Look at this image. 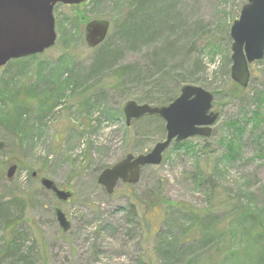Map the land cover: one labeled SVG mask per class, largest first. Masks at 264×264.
I'll list each match as a JSON object with an SVG mask.
<instances>
[{
    "label": "rangeland",
    "instance_id": "1",
    "mask_svg": "<svg viewBox=\"0 0 264 264\" xmlns=\"http://www.w3.org/2000/svg\"><path fill=\"white\" fill-rule=\"evenodd\" d=\"M135 1L88 0L75 10L57 5L53 11L55 46L36 59L9 62L0 69V196L15 193L17 185L28 191L14 229L20 251L16 247V255L10 249L0 257V264H167L159 256L163 237L177 238L191 224H196L193 232L203 233L200 218L187 216L167 203L156 205L155 212L141 205L135 218L129 219L122 184L114 194L107 195L97 183L100 172L125 155L147 154L165 140L160 118L143 117L126 126L124 105L133 101L158 107L162 101L177 98L185 85L200 87L214 96L212 111L218 118L212 132L206 138L181 142L187 145V151L174 149L172 143L159 165L141 169L132 191L142 202L157 196L199 215L208 206L213 188L228 200L249 201L264 212V61L249 66L248 96L244 100L229 97L226 92L233 83L229 31L246 0H148L146 13H135L131 18L127 13ZM60 19L67 22L61 26L63 31ZM80 19L110 22L107 48L116 51L114 67L128 71L121 84L109 88L114 78L105 71L100 74L101 83L93 85L98 76L88 72L97 48L86 46V22L82 24ZM128 22L133 26L146 22L148 31L122 37ZM64 29L73 33L71 42ZM17 81L34 83L44 102L60 99L56 109L41 120L45 126H37L36 119L46 113V107L42 105L33 113L21 141L8 130L13 124V112L8 110L13 111L15 106L9 102L6 89ZM102 84L106 86L101 93ZM82 93L90 101L85 109L79 107ZM254 112L258 116L247 127L241 144L237 143L235 160H223V142L227 143L231 135L228 123L253 117ZM13 163L17 168L8 180L6 173ZM33 172H39L35 178L30 177ZM206 176L212 180L210 184L204 182ZM41 177L53 181L59 189L70 190L72 198L56 203L54 196L41 187ZM5 198L9 200V196ZM56 206L70 222L66 233L60 232L56 222ZM241 224L239 219L233 220L226 230L231 248L221 264H264V240L242 238ZM35 232L40 237H34ZM35 238L38 244L31 257L20 260ZM7 239L0 227V254ZM190 247L191 243H183L180 248H168L165 256H174L173 264H190L187 261L199 251L197 247L188 250Z\"/></svg>",
    "mask_w": 264,
    "mask_h": 264
},
{
    "label": "water",
    "instance_id": "2",
    "mask_svg": "<svg viewBox=\"0 0 264 264\" xmlns=\"http://www.w3.org/2000/svg\"><path fill=\"white\" fill-rule=\"evenodd\" d=\"M88 0H0V68L13 60L40 55L52 48L57 39L54 8L78 6ZM110 23L104 19L88 21L83 28V37L89 49H95L106 39ZM229 36L231 61L230 78L241 89L249 83V66L264 59V0H247L239 17L232 23ZM213 95L200 87L185 85L180 94L166 106L152 107L139 105L133 101L123 107L126 126L132 120L144 116H157L164 121L165 140L157 143L144 155H125L97 177V183L108 195L114 192L118 183L135 185L140 171L145 166H157L163 153L171 143H181L193 137H209L218 114L212 111ZM3 143L0 141V151ZM16 165H11L6 173L12 179ZM36 177V173H32ZM41 187L50 192L56 203L67 202L73 196L70 190L59 189L56 184L41 177ZM54 216L61 233L70 229L59 206L54 208Z\"/></svg>",
    "mask_w": 264,
    "mask_h": 264
},
{
    "label": "trees",
    "instance_id": "3",
    "mask_svg": "<svg viewBox=\"0 0 264 264\" xmlns=\"http://www.w3.org/2000/svg\"><path fill=\"white\" fill-rule=\"evenodd\" d=\"M148 3H150L148 0H136L135 4H130V11L128 10L127 16L131 18L134 17L135 13H146L145 7H148ZM69 8H72L75 10L77 7L71 6ZM119 11L123 9V6L120 7ZM120 13V12H119ZM118 15V13H116ZM121 14V13H120ZM119 14V15H120ZM80 18V17H79ZM77 19H73L71 24L74 25V22H76ZM81 20V19H80ZM79 20V21H80ZM82 22V20L80 21ZM88 22V20L83 21ZM60 27L65 26L64 24H67V22L64 19H60ZM85 25V24H84ZM72 25H70L69 28H71ZM137 27V28H136ZM148 26L146 22L139 23L137 26H133L129 22L124 26L122 30V37H128L134 36V33H142L143 31H148ZM62 29V27H61ZM64 29V32L67 34L68 40L71 42V40L74 38V35L72 32H70L69 29ZM63 31V29H62ZM129 34V35H128ZM60 41H63L62 38ZM108 41L106 40L101 44L99 47H97V53L93 59V63L89 68L88 74L90 76H98L97 80L93 82V85H97L98 83H101V80H99V77L102 75L103 72H109L113 76L114 85H107L109 88L116 86L122 79L123 75L128 72L125 71L124 68H115L114 62L116 59V51H113L109 48H107ZM109 45V44H108ZM40 55H36L33 57H30L29 59H36ZM264 61V59H263ZM18 61H12L10 63H18ZM115 68V69H114ZM196 68V65L194 64V67ZM101 74V75H100ZM13 81V80H11ZM101 86V85H100ZM106 86L102 84L101 89L99 92H104V87ZM99 89V88H98ZM181 89V88H180ZM247 89V88H246ZM239 88L236 84L232 83L229 89L226 91L229 97L232 98H240L244 100L245 97L248 96L247 90ZM6 91L9 93V102L12 103L15 106V109L8 110L13 112V118L12 122L13 124L9 126L8 130H12V134H16L20 141L23 140V135L25 134V126L28 125V121L32 117L33 113L38 110H40L41 106L44 105L45 112L41 113L42 115L37 116V126H45L41 123V120L45 118L46 114L48 112H53V110L56 109V106L60 102V99L57 100V102H44L42 100V94L38 91L37 86L33 84H26L25 82L17 81L15 85H10ZM65 91H62L61 94H64ZM88 94V92H87ZM82 93L79 95V107L81 109H85L90 106L89 99H86V96ZM93 96H97V92L93 94ZM214 97V96H213ZM96 98V97H95ZM175 98L172 97L170 99H167L165 101L160 102L159 106H164L168 103H171ZM144 104V103H143ZM44 112V111H43ZM253 113V112H252ZM251 113V115H252ZM253 117L245 116L242 120H231L227 127L231 130V135L229 139H227V143L225 145L226 152L222 156L223 160L233 161L235 160V156L237 154V143L241 144L242 137L250 124H253V118L257 117V113L254 112ZM147 119H157L159 117L157 116H144ZM143 118V117H142ZM158 120V119H157ZM14 129V130H13ZM10 132V131H9ZM174 149H181L187 147L184 143H177L173 144ZM189 150V148L186 149V151ZM198 161V160H197ZM9 162V161H7ZM16 165L17 164H12ZM20 166V165H19ZM37 175L39 172H35ZM30 177H32V173L30 174ZM206 183H211L212 180H209V177L206 176V179L204 180ZM124 194L128 200V218L134 219L136 216L137 209L141 208V205L145 207L144 210H147V208H150L151 210L156 209V205H167L171 207H175L177 210H180L181 212H184L187 216H194V218H200L201 225L203 228V233L198 234L193 232L196 229V224H191L187 228H183L181 230L180 236L177 238L169 239V237H163V244L161 245V250L159 251V256L162 257L166 262H169L167 264H173L172 261H174V256L170 258H166L165 253L167 252L168 248L176 247L180 248V245L183 243H191L193 247L188 248L190 250L193 248L194 250L197 247L199 249L198 253L194 255L193 257L187 261L190 262V264H221V261L223 257L227 254V251L231 248L229 240L227 239V232L229 225L231 224V221L238 219L242 222L241 225H243V231H242V238L245 239H252V240H258L263 241L264 240V212H260V210H257L252 207V203L249 201H239V200H228L226 195H221V193L211 188L210 194L208 197V206L201 211V213L198 215H193L195 212L191 208H185L182 205H174L169 202L164 201L162 198L157 196H151L146 202H142V200L137 197V195L132 191L133 186L132 185H122ZM4 190V194H6V189L2 187ZM114 194V193H113ZM6 196H9V200L6 201ZM28 196V191H24L20 185L16 186L15 193L12 194V192H8L7 195L0 196V209H3V212L0 214V227L1 230L8 235V239L6 241V248L3 250V252L0 254V257H5L9 250L12 249L15 251V248L17 247V252L20 251V245L15 243V235H14V229L16 226V223L20 221V216L22 215V212L25 208V197ZM8 198V197H7ZM5 200V201H4ZM4 202V203H2ZM12 207L14 208L15 212L12 211ZM144 213V211H143ZM238 218V219H237ZM193 228H195L193 230ZM201 228V226H200ZM40 237L38 232L34 233V237ZM165 238V239H164ZM170 240V241H169ZM31 247L26 253V257L24 255H21V258L23 260H26V258L31 257L33 250L35 249V245H37V240L31 239ZM41 245V244H40ZM39 245V246H40ZM44 246V245H43ZM41 254H44L42 252V249L40 250ZM17 255V253H16ZM169 259V260H168Z\"/></svg>",
    "mask_w": 264,
    "mask_h": 264
}]
</instances>
